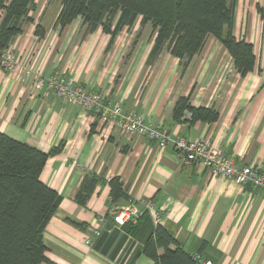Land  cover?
<instances>
[{"label":"crops","instance_id":"crops-1","mask_svg":"<svg viewBox=\"0 0 264 264\" xmlns=\"http://www.w3.org/2000/svg\"><path fill=\"white\" fill-rule=\"evenodd\" d=\"M230 1L232 32L252 44L256 57L246 75L214 36L183 73L169 50L151 56V24L138 19L109 47L110 35L100 27L90 31L81 18L57 26L62 1L56 12L44 13L36 0L34 22L9 46L19 70L0 67V132L46 153L55 150L40 177L62 199L44 231L49 262L41 264H154L144 247L159 223L186 251L213 264H264V190L182 163L172 141L199 138L239 164L264 170V0ZM37 24L45 35L36 34ZM53 72L120 101L124 110L168 129L172 140L162 147L119 127L103 129L78 104L35 89L39 74ZM187 95L192 106L216 110L219 118L191 119L186 112L176 120L174 106ZM92 176L98 181L81 203L80 189ZM114 178L127 197L112 198ZM145 201L153 202V211ZM129 203L142 211L138 223L117 224L114 213Z\"/></svg>","mask_w":264,"mask_h":264},{"label":"trees","instance_id":"trees-1","mask_svg":"<svg viewBox=\"0 0 264 264\" xmlns=\"http://www.w3.org/2000/svg\"><path fill=\"white\" fill-rule=\"evenodd\" d=\"M36 7V0H0V55L24 31L26 23L34 22ZM77 18L90 31L100 27L109 34V47L125 27H132L138 19L142 26L151 24V56L169 50L180 59L183 73L209 36L217 38L230 52L241 75L255 68L252 44L237 39L232 32L234 7L230 0H62L56 25L63 29ZM35 32L39 36L46 33L42 24L36 25ZM186 112L191 119L213 122L219 118L216 110L192 106L189 95L177 100L174 118L179 120ZM54 152L46 153L0 132V264L49 262L44 231L62 196L40 176ZM97 181L94 176L85 180L78 194L81 203L86 202ZM110 186L114 200L128 196L118 178L112 179ZM144 253L154 264H201L196 254L186 251L160 223L147 240Z\"/></svg>","mask_w":264,"mask_h":264},{"label":"built area","instance_id":"built-area-1","mask_svg":"<svg viewBox=\"0 0 264 264\" xmlns=\"http://www.w3.org/2000/svg\"><path fill=\"white\" fill-rule=\"evenodd\" d=\"M0 67L8 71L19 70L11 48H7L0 55ZM43 87L52 90L58 97L78 104L85 112L96 117L103 129L119 127L129 135H140L156 140L162 147L172 140L168 129L146 122L144 117L137 112L124 110L120 101L108 100L100 92L88 91L63 73L39 74L35 80V89ZM172 141L179 151L182 163H196L216 176H226L237 184H251L264 190V170L262 168L239 164L232 157L226 156L220 149L210 146L199 138L186 139L179 136ZM144 203L146 209L154 210L152 201ZM141 215L142 211L135 204L129 203L114 213V219L119 225L127 223L136 225ZM156 215L159 220V213ZM95 234H100L99 228L95 230ZM87 243L91 244V239L87 240ZM196 259L201 264H213L211 260L200 254H196Z\"/></svg>","mask_w":264,"mask_h":264},{"label":"rangeland","instance_id":"rangeland-1","mask_svg":"<svg viewBox=\"0 0 264 264\" xmlns=\"http://www.w3.org/2000/svg\"><path fill=\"white\" fill-rule=\"evenodd\" d=\"M62 0H38L39 4L42 5V9H44V13H47L46 11H57V8L59 5H61ZM137 33H135V38H137Z\"/></svg>","mask_w":264,"mask_h":264}]
</instances>
